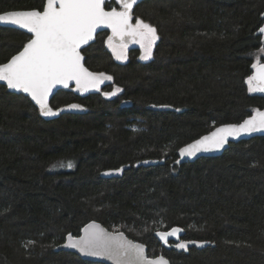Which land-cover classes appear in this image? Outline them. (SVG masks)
Wrapping results in <instances>:
<instances>
[{
    "label": "trees",
    "instance_id": "16d2710c",
    "mask_svg": "<svg viewBox=\"0 0 264 264\" xmlns=\"http://www.w3.org/2000/svg\"><path fill=\"white\" fill-rule=\"evenodd\" d=\"M45 2L0 0V13ZM263 12L264 0L142 1L133 20L157 30L152 59L131 47L117 60L100 32L82 53L111 82L87 96L60 89L50 101L64 109L56 116L0 84V264H104L57 250L93 220L171 264H264V136L176 163L185 144L264 109V94L246 83L264 47ZM29 39L0 27V64ZM173 227L202 246L166 248L155 233Z\"/></svg>",
    "mask_w": 264,
    "mask_h": 264
},
{
    "label": "snow or ice",
    "instance_id": "6c2138e0",
    "mask_svg": "<svg viewBox=\"0 0 264 264\" xmlns=\"http://www.w3.org/2000/svg\"><path fill=\"white\" fill-rule=\"evenodd\" d=\"M119 5L106 10V0H46L42 10H18L0 13V23L18 26L31 33V39L22 50L0 64V82L7 88L27 93L39 107L43 116H56L61 110L49 106V96L58 85L67 88L75 82L78 91L100 90V85L111 76L93 73L82 63L81 48L93 41L97 29H111L107 45L117 60H127L129 43L138 44L141 60L152 58L153 46L159 39L157 30L143 19L136 18L133 23V6L137 0H115ZM264 34V27L259 28ZM260 53H264L261 47ZM259 56L252 64L253 74L247 78L249 92H264V63ZM119 87L103 93L107 97L121 92ZM70 109H80L78 104ZM255 114L240 124H229L217 128L208 135L195 140L179 150L181 158L194 157L199 152L219 150L229 137L251 135L264 132V111L254 110ZM180 161H176L179 163ZM67 167L73 165L69 162ZM117 171H122L118 169ZM83 235L73 237L68 234V247L93 257H106L114 264H168L163 257L150 259L143 244L128 240L123 232H108L95 222L86 225ZM183 229L173 227L168 231H157L156 235L164 244L169 237L179 240ZM202 246L197 241H180L176 248L187 250L188 244Z\"/></svg>",
    "mask_w": 264,
    "mask_h": 264
},
{
    "label": "water",
    "instance_id": "95a60500",
    "mask_svg": "<svg viewBox=\"0 0 264 264\" xmlns=\"http://www.w3.org/2000/svg\"><path fill=\"white\" fill-rule=\"evenodd\" d=\"M108 1H111V0H106V2H108ZM142 1H144V0H137V3L133 6V11H134V8H135L139 3H141ZM19 10H31V9H19ZM106 10H110V9H107V8H106ZM11 11H18V10H11ZM11 11H6V12H11ZM133 11H132V15H133ZM6 12H2V13H6ZM263 18H264V12H263ZM133 23H134V20H133ZM0 27L15 28V29H18V30H21V31H24V32L28 33L27 30H25V29H21V28H19L18 26H15V25H10V24H3V23H0ZM261 27H264V23L261 25ZM261 27H260V28H261ZM103 31H108V32H109V35H111V29H108V28H100V29H97V32H96V34H95V38H94V40H93V41H90L89 44L82 46V48H81V50H80V51H81V56L83 57L82 63L84 64V66H85L89 71H91V72H93V73H96V72L90 70V69L87 67V65L85 64V56H84V54L82 53V50H83L84 48H86L87 46H89L90 44L94 43L95 40H96L97 35H98L100 32H103ZM257 33H258V35H261V36H262V40H263V42H264V34L259 33V29H258ZM28 34L31 35V33H28ZM133 45H134V43H129V44H128V46H133ZM16 54H17V53H16ZM5 63H6V62H5ZM261 63H264V61L261 62ZM1 64H2V63H1ZM104 74H105V73H104ZM252 74H253V72H252ZM106 75H108V74H106ZM108 76H110V75H108ZM110 82H111V80H110V81H109V80L104 81V82L100 85V90H99V91H97V90H95V89H90V90L87 91V92L78 91V90L76 89L75 82H70V84H69V86H68L67 88L63 87L62 85H58L56 88L53 89L52 94L49 96V106H50V101H51V99L55 96V94H56L60 89H68V88H72V89L75 91V93H77L78 95H81V96H87V95L92 94V93L100 92V91L102 90V88H103L104 86H106L107 84H109ZM0 84L6 86V83H5V82H0ZM8 90H9L10 92H12V93H19V92H20V91L13 90V89H9V88H8ZM261 93L264 94V92H261ZM24 94H25L26 96H28V97L31 99V97H30L27 93H24ZM31 101H32V100H31ZM32 102L35 104L34 101H32ZM35 105H36V104H35ZM36 106H37V105H36ZM37 107H38V106H37ZM38 108H39V107H38ZM150 108H152V109H154V110H169V109H172V107H171V106H168V105H159V106L151 105ZM259 110H260V111H264V109H259ZM254 114H255V112H252V114H250V115H249L248 117H246L245 119H248L250 116H252V115H254ZM245 119H244V120H245ZM244 120H242V121L239 122V123H224V124L218 125V126L215 127L214 129H212L210 132H208V133H206V134H204V135H202V136H200V137H198V138L192 140L191 142L185 144V145L182 146L181 148L187 146L188 144L193 143L195 140L200 139L201 137H203V136H205V135H208L209 133H211L212 131H215L217 128H219V127H221V126H225V125H229V124H240V123H242ZM262 136H264V132H256V133H252L251 135H246V134H245V135H241V136L236 137V138L229 137V138H228V142L224 145L223 148H221V149H219V150H214V151L199 152V153H197V155L194 156V157H187V156H186V157L181 158V156H180V154H179V151H178V160L180 161L179 163H183V162H186V161H195V160H197V159H199V158H202V157H216V156H220V155H222V154L224 153V151L229 147V145H230L231 143H239L240 141H243V140H248V139H252V138H254V137H262ZM181 148H180V149H181ZM180 149H179V150H180ZM93 222H95L96 224H99L103 229L107 230V231L110 232V233H111V232H114V231L109 230L108 228H106V227H105L102 223H100L99 221H95V220H93V221L88 222L86 225H88V224H90V223H93ZM86 225H85V226H86ZM85 226H84V227H85ZM84 227H83V228H84ZM83 228H82V229H83ZM179 228H181V227H179ZM181 229H182V228H181ZM169 230H170V229H169ZM161 231H168V230H161ZM120 232H122V231H120ZM123 233H124L125 237H126L128 240H131V241H133L134 243L143 244V245L145 246L146 255H147L150 259H152V258H156V257H160V256H163V257L168 261V264H171V263H170V260H169L165 255H163V254H161V255H157V256H150L149 253H148V246H147L145 243L140 242V241H136V240H134L133 238L129 237L125 232H123ZM83 234H84V233H83V231L81 230L80 235H78V236H74V235H72V236H73V237H79V236H82ZM183 234H184V230H183L181 233H179V240L176 239L175 237H169V238H168V244H164V242L160 240V238L156 235V233H155V236H156V238L158 239V241H159L160 243H162L163 246H165L166 248H169V242H170V241H173V242H179V241H180V238L183 236ZM67 237H68V235H67ZM67 237H66V239H65V241H64L63 243H61L60 245H58L57 250H63V251H68V252L75 253V254H77L79 257H81L83 260H87V261H91V262H100V263H104V264H114V261L109 260V259L106 258V257H93V256H87V255H84V254L80 253V252H79L77 249H75V248L68 247V246H67V244H68Z\"/></svg>",
    "mask_w": 264,
    "mask_h": 264
},
{
    "label": "rangeland",
    "instance_id": "374dc122",
    "mask_svg": "<svg viewBox=\"0 0 264 264\" xmlns=\"http://www.w3.org/2000/svg\"><path fill=\"white\" fill-rule=\"evenodd\" d=\"M157 41H158V40H157ZM157 41L155 42V45H156ZM155 45L153 46V50H154ZM106 46H107V48L112 52V50H111V49L108 47V45H107V40H106ZM131 47H135V48H137V49L139 50V57H140V55H141V49H140V46H139L138 44H134L133 46H128V47H127V50H126L127 60H128V52H129V49H130ZM152 56H153V53H152ZM259 56L264 57V53H260ZM139 59H140V58H139ZM151 59H152V58H151ZM127 60H122V61L126 62ZM140 60H141V59H140ZM149 60H150V59H149ZM143 61H148V60H143ZM62 110H64V109H62ZM54 111H55V110H54ZM60 112H61V111H59L58 114H59ZM49 117H52V116H49Z\"/></svg>",
    "mask_w": 264,
    "mask_h": 264
}]
</instances>
